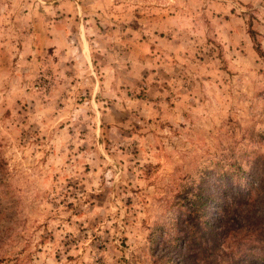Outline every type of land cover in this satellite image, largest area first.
I'll use <instances>...</instances> for the list:
<instances>
[{
	"label": "rangeland",
	"instance_id": "1",
	"mask_svg": "<svg viewBox=\"0 0 264 264\" xmlns=\"http://www.w3.org/2000/svg\"><path fill=\"white\" fill-rule=\"evenodd\" d=\"M235 170L264 193V0H0V264H163Z\"/></svg>",
	"mask_w": 264,
	"mask_h": 264
},
{
	"label": "trees",
	"instance_id": "2",
	"mask_svg": "<svg viewBox=\"0 0 264 264\" xmlns=\"http://www.w3.org/2000/svg\"><path fill=\"white\" fill-rule=\"evenodd\" d=\"M244 175L245 172L235 170L227 175V185H212L200 191L186 209L180 243L171 246L174 236L168 238L167 245L171 247L162 252L163 264H264L263 187L255 175L244 184ZM221 178L223 182L226 176ZM244 230L255 234L250 247L238 248L229 260L224 259L225 251L232 245L231 238L236 239Z\"/></svg>",
	"mask_w": 264,
	"mask_h": 264
}]
</instances>
